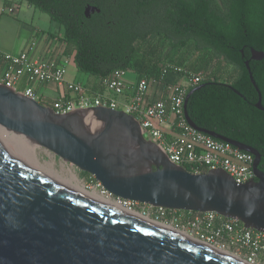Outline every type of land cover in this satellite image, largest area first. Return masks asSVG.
<instances>
[{
    "label": "water",
    "instance_id": "obj_1",
    "mask_svg": "<svg viewBox=\"0 0 264 264\" xmlns=\"http://www.w3.org/2000/svg\"><path fill=\"white\" fill-rule=\"evenodd\" d=\"M100 12L89 7L86 16ZM253 61L264 53L252 51ZM256 108L264 112L262 95ZM196 131L254 156L256 179L237 185L223 171L194 175L172 164L122 111L65 116L0 85V128L23 136L88 174L113 197L156 208L214 213L264 233L262 156L213 132ZM91 114L99 132L85 125ZM0 264H237L81 196L16 159L0 142Z\"/></svg>",
    "mask_w": 264,
    "mask_h": 264
},
{
    "label": "trees",
    "instance_id": "obj_2",
    "mask_svg": "<svg viewBox=\"0 0 264 264\" xmlns=\"http://www.w3.org/2000/svg\"><path fill=\"white\" fill-rule=\"evenodd\" d=\"M22 1L60 26L64 56L101 82L118 70L162 83L167 65L201 75L215 66L213 79L189 99V118L202 130L257 150L264 173V112L256 108L259 96L246 67L248 62L264 107V59H251L252 51L264 53V0ZM89 7L100 12L87 17ZM165 42L182 52L177 61L161 57ZM223 64L233 68L227 81L220 75Z\"/></svg>",
    "mask_w": 264,
    "mask_h": 264
},
{
    "label": "built area",
    "instance_id": "obj_3",
    "mask_svg": "<svg viewBox=\"0 0 264 264\" xmlns=\"http://www.w3.org/2000/svg\"><path fill=\"white\" fill-rule=\"evenodd\" d=\"M12 12V11H10ZM32 44L28 51L12 55L0 50V85L65 116L93 108L122 111L140 126L142 136L153 144L174 165L194 175L223 171L241 186L256 179L254 156L240 151L231 144L215 140L193 129L185 117L188 91L205 79L199 74H188L183 68L167 65L164 74L183 76L184 85L164 84L165 98L151 96L148 79L129 84L128 71L118 70L102 81L104 93L91 94L83 83L68 81V58L32 59ZM167 76V78H168ZM166 78V79H167ZM55 84V99L41 96L38 89ZM97 183V182H96ZM100 193L121 203L130 210L137 207L152 220L175 227L189 237L228 253L244 264H264V233L245 228L236 220L214 213H189L113 197L96 184Z\"/></svg>",
    "mask_w": 264,
    "mask_h": 264
},
{
    "label": "crops",
    "instance_id": "obj_4",
    "mask_svg": "<svg viewBox=\"0 0 264 264\" xmlns=\"http://www.w3.org/2000/svg\"><path fill=\"white\" fill-rule=\"evenodd\" d=\"M29 8L31 7L24 1L18 3L16 0H0V50L8 54L19 55L28 51L30 46L35 44L30 53L32 59L58 58V60H61L62 58H68L67 80L83 83L91 94H102L104 90L102 82L96 77L78 72L73 56H64L65 44L61 40L63 30L59 29L56 33L52 26L48 31L38 26L33 28V20L30 22L24 20L25 15L30 10ZM1 71L2 68L0 67V73ZM136 78V75L130 72L126 80L129 84H133ZM175 80L179 85H184L183 78L178 77ZM150 91L153 98H165L167 96L163 83H151ZM38 92L41 96L50 99H55L58 94L55 84L42 86L38 89Z\"/></svg>",
    "mask_w": 264,
    "mask_h": 264
},
{
    "label": "bare ground",
    "instance_id": "obj_5",
    "mask_svg": "<svg viewBox=\"0 0 264 264\" xmlns=\"http://www.w3.org/2000/svg\"><path fill=\"white\" fill-rule=\"evenodd\" d=\"M87 124V125H86ZM99 126V124L96 123L94 118L91 116V114H87L85 118V125L89 128L91 132H99L98 128H94L92 125ZM0 139L3 140V142H7L10 146L15 148V158H17L22 163L26 164L27 166L31 167L32 169L36 170L37 172L41 173L42 175L46 176L47 178L51 179L55 183L81 195L87 198H90L92 200H95L102 205L106 206L107 208H110L114 211H117L143 225H146L150 228H153L159 232L165 233L167 235L173 236L177 239H180L184 242L190 243L194 246L200 247L204 250L210 251L220 257H223L225 259H228L234 263L237 264H244L243 262L239 261L234 256L222 252L220 250H217L207 244H204L202 242L197 241L196 239H193L189 237L186 233H183L182 231L176 229L173 226L165 225L159 222H156L149 217L136 212L134 210H130L126 208L125 206L115 203L110 198L105 197L101 193H98L97 191H90L86 189L85 186L81 185L79 182L77 176L74 174V172H70L69 178H64L62 176H59L53 169L51 170L48 166H42L40 165L39 161L36 158L37 154V148L38 146L32 143L30 140L26 139L23 136L15 135L3 128H0ZM4 142V143H5ZM15 152V151H14ZM50 166V165H49ZM64 179V180H63Z\"/></svg>",
    "mask_w": 264,
    "mask_h": 264
},
{
    "label": "rangeland",
    "instance_id": "obj_6",
    "mask_svg": "<svg viewBox=\"0 0 264 264\" xmlns=\"http://www.w3.org/2000/svg\"><path fill=\"white\" fill-rule=\"evenodd\" d=\"M16 1H18V3H20L22 0H16ZM29 7H31V6H29ZM29 9L30 10L25 15V19L24 20H27L28 22L33 20V22H34L33 28H35V26H38L39 28L48 31V30H50V27L52 26L53 29L56 30V33H57V31L59 29H61L58 24L52 23L50 21V18H49V16L46 13H43L42 11H40L38 9H35L33 7L29 8ZM29 27H31V26H29ZM181 53L182 52H180L178 50H174L170 46V44L167 43V42L163 43V45H162L161 57L165 58V57L168 56L167 57L168 61H170L171 59L177 61V59H178V57H180ZM232 70H233L232 67H228L225 64L222 65L220 75H224L223 77H224L225 81L228 80V76L232 73ZM214 71H215V66H212L208 70V72H206L205 75H201V74H199V75L204 76L206 80L213 79V72ZM178 77L183 78V76L171 73L169 75L168 79H167L166 85L167 84H173V85H178L179 86L178 82L175 80ZM150 82L154 83V82H157V81L154 79V77H152L150 79ZM92 126L94 128H98L99 127V126L96 127V125H94V124ZM0 142L8 150V152H10L15 157V153H16L15 148L10 146L5 141H4L5 142L4 143L2 139H0ZM36 158L39 161L40 165L46 166V167L48 166L51 170L53 169V171H55L59 176H62L64 178H69L70 177V175H69L70 172H72V173L74 172V174L77 176V178H78L79 182L81 183V185L85 186L86 189H88L90 191H97L98 193H100V190L97 189L96 185L94 183H91V180L89 178L85 177L80 170H78L77 168L73 167L72 165L64 162L63 160L59 159L58 157H56L51 152H49V151H47V150H45L43 148L38 147L37 148ZM112 201H114L115 203H119V202H117L115 200H112ZM119 204H121V203H119ZM135 211L139 212L141 214H143V212H144L143 209H141L140 207H137L135 209ZM147 217H148V215H147ZM149 218L151 219V217H149ZM173 226H175V225H173Z\"/></svg>",
    "mask_w": 264,
    "mask_h": 264
}]
</instances>
